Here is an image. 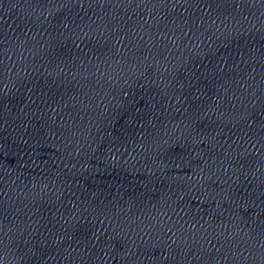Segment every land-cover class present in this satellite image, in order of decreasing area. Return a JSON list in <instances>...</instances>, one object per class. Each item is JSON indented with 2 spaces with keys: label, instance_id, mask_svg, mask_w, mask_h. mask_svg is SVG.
<instances>
[{
  "label": "water",
  "instance_id": "water-1",
  "mask_svg": "<svg viewBox=\"0 0 264 264\" xmlns=\"http://www.w3.org/2000/svg\"><path fill=\"white\" fill-rule=\"evenodd\" d=\"M0 264H264V6L0 184Z\"/></svg>",
  "mask_w": 264,
  "mask_h": 264
}]
</instances>
